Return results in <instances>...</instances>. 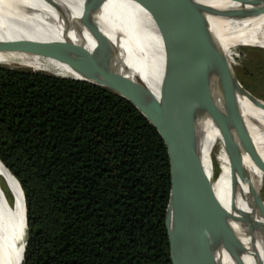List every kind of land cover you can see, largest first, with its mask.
Returning <instances> with one entry per match:
<instances>
[{
	"label": "trees",
	"instance_id": "trees-1",
	"mask_svg": "<svg viewBox=\"0 0 264 264\" xmlns=\"http://www.w3.org/2000/svg\"><path fill=\"white\" fill-rule=\"evenodd\" d=\"M252 65L264 74V59L250 57L237 70L246 82ZM0 161L25 198L23 264H173L168 150L123 96L0 64Z\"/></svg>",
	"mask_w": 264,
	"mask_h": 264
},
{
	"label": "water",
	"instance_id": "water-1",
	"mask_svg": "<svg viewBox=\"0 0 264 264\" xmlns=\"http://www.w3.org/2000/svg\"><path fill=\"white\" fill-rule=\"evenodd\" d=\"M44 1L56 11L55 18L45 17L23 4H11L31 19L38 18L40 21L59 25L62 41H0V51H25L62 61L91 77L76 79L106 87L129 100L157 129L166 144L171 164L172 186L166 227L173 264H227V260L233 264H247L244 260V246L228 223L229 219L236 217L234 213L226 211L216 199L211 180L204 168L196 118L215 115L246 122L241 110L242 102L247 101L263 110L264 104L256 101L240 84L234 69L220 52L216 56L214 67L228 79L224 84L211 85L200 79L193 70L186 71L185 76L171 69L174 74L172 84L165 85L158 97L140 73L133 71L127 64L126 55L108 38L94 30L82 17H72L58 1ZM134 1L144 3L150 0ZM175 1L196 5L205 0ZM239 3L235 14L230 18L248 21L264 15V0H241ZM212 15L210 11L191 13L171 21L168 24L170 31L200 32L194 35L168 36L171 52H187L188 49L215 44L217 39L214 34L206 33L211 30L209 20ZM177 22L182 25L176 26ZM219 131L225 138V149L232 158L234 169L242 174L246 168L243 153L254 145L252 137L240 129ZM231 139L236 141L229 142ZM252 188V194L259 195L253 183ZM175 192L178 205L173 210L171 203ZM239 211L241 218L264 226V218H259L262 216L256 217L246 211ZM25 217L27 227L26 203ZM178 241L184 245L179 263L174 257V243H179ZM2 243L1 240L0 245ZM24 244L21 264L26 241ZM261 244V254L264 257V241ZM3 252L6 258L7 251ZM5 262L7 264V260Z\"/></svg>",
	"mask_w": 264,
	"mask_h": 264
},
{
	"label": "bare ground",
	"instance_id": "bare-ground-1",
	"mask_svg": "<svg viewBox=\"0 0 264 264\" xmlns=\"http://www.w3.org/2000/svg\"><path fill=\"white\" fill-rule=\"evenodd\" d=\"M63 4L72 17L83 18L94 30L103 37L108 38L127 59V64L133 71L140 73L147 85L160 96L165 85H171L173 73L155 63L144 51L150 50L168 36H185L199 34L200 32L170 31L168 24L179 17L183 18L191 13L210 11L213 13L209 23L211 30L206 33L214 35L235 30L247 24L243 21L230 18L235 14L241 0H205L200 4L186 5L175 0H150L137 2L134 0H56ZM257 1V0H250ZM16 6L23 4L45 17L55 18L57 13L44 0H6L0 1V41L32 40L35 42L62 41L60 27L37 19H31L25 12ZM264 16V15H262ZM256 19V18H253ZM123 28L134 32L136 39L131 45L121 44L109 35L110 27ZM150 27H157L155 33L147 31ZM45 61L54 70L68 73L74 78H91L74 67L54 58L25 51H0V64L9 61H27L28 64L40 67V61ZM61 76V75H59ZM246 122L235 118L215 115H201L196 118V126L201 142L202 161L207 175L211 168L210 139L214 131L240 129L264 144V110L257 108L247 101L241 105ZM0 174L3 175L7 186L12 191V202L0 187V264H21L26 241L27 227L25 217V203L22 192L12 174L0 162ZM221 204V203H220ZM177 195L174 193L171 207H177ZM221 206L234 213V219H229L236 235L242 242L247 264H264L262 254L249 243H262L264 241V226L251 223L242 217L239 210ZM182 241V239H181ZM174 243V257L179 263L184 250L183 242ZM3 251H7V257ZM181 264V263H179ZM227 264H233L227 260Z\"/></svg>",
	"mask_w": 264,
	"mask_h": 264
},
{
	"label": "rangeland",
	"instance_id": "rangeland-1",
	"mask_svg": "<svg viewBox=\"0 0 264 264\" xmlns=\"http://www.w3.org/2000/svg\"><path fill=\"white\" fill-rule=\"evenodd\" d=\"M175 25L180 26L182 23L177 22ZM157 30V27H150L147 29L150 33H155ZM109 35L114 40L126 45H131L133 42H140L141 40H135L134 32L132 33L115 26L109 28ZM214 37L217 39L215 44L202 48L188 49L186 50L187 52L181 53H172L168 41L164 40L155 44L152 49H146L144 55L149 56L155 63L170 72L171 69H173L176 73L185 75L186 71L193 70L200 79L216 86L224 84V81H228V79L219 74L220 71L214 67L216 56L220 55L218 53L220 52L225 55L227 62L234 69L240 84L252 94L256 101L264 104V74H256L254 65L250 67L252 73L251 77L254 78V80L252 79V82H250L256 91L252 92V90L246 87V85L250 84V82H246V80H248L246 75L240 78L237 73V70L239 68L241 69L245 61L250 57L264 59V54H261V52L264 51V49H262L264 48V16L251 19L247 24L242 25V27L238 29L223 32L214 35ZM246 43H248V45H246ZM257 45L258 47H256ZM3 65H11L12 67H31L46 73L71 76L68 73L60 74L49 66L47 62L42 60L40 61V67L30 65L27 61H9L8 63H3ZM232 140L236 141L235 139L228 141L232 142ZM224 141L225 138L220 131H214L212 133L209 145L211 168L208 173L216 199L219 203L227 207L234 208L235 205L239 210L246 211L256 217L262 216L259 218H264V144L256 140L258 144H254L249 151L243 153L246 168L241 174L234 169L232 158L225 149ZM0 178L4 180L7 186V182L3 175L0 174ZM252 183L259 191V195L252 194ZM7 188L12 202L13 193L8 186ZM2 190L8 197L6 191L4 189ZM249 244L256 248V250L258 249L260 253L262 252L261 243Z\"/></svg>",
	"mask_w": 264,
	"mask_h": 264
},
{
	"label": "flooded vegetation",
	"instance_id": "flooded-vegetation-1",
	"mask_svg": "<svg viewBox=\"0 0 264 264\" xmlns=\"http://www.w3.org/2000/svg\"><path fill=\"white\" fill-rule=\"evenodd\" d=\"M263 43H264V42H263ZM239 45H240V44H239ZM246 45H248V43H246ZM256 47H258V45H257ZM262 49H264V48H262ZM261 51H262V50H261ZM261 54H264V51H262Z\"/></svg>",
	"mask_w": 264,
	"mask_h": 264
},
{
	"label": "built area",
	"instance_id": "built-area-1",
	"mask_svg": "<svg viewBox=\"0 0 264 264\" xmlns=\"http://www.w3.org/2000/svg\"><path fill=\"white\" fill-rule=\"evenodd\" d=\"M234 58H236V57H234Z\"/></svg>",
	"mask_w": 264,
	"mask_h": 264
}]
</instances>
